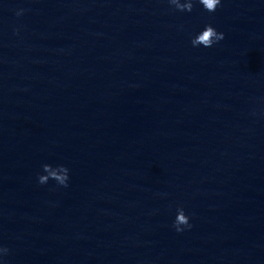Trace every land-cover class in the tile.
<instances>
[{"label":"water","instance_id":"95a60500","mask_svg":"<svg viewBox=\"0 0 264 264\" xmlns=\"http://www.w3.org/2000/svg\"><path fill=\"white\" fill-rule=\"evenodd\" d=\"M45 163L67 187L39 184ZM0 246V264H264V131L154 0H0Z\"/></svg>","mask_w":264,"mask_h":264},{"label":"clouds","instance_id":"9594fccd","mask_svg":"<svg viewBox=\"0 0 264 264\" xmlns=\"http://www.w3.org/2000/svg\"><path fill=\"white\" fill-rule=\"evenodd\" d=\"M169 4L174 6L175 10L181 12H192L194 8V0H168ZM198 3L208 12H215L222 4V0H198ZM24 9L18 11V15L22 14ZM225 38V33L218 31L213 25L208 24L202 31L192 38L194 47L204 46L212 47L214 44ZM43 172L38 175V182L41 185L47 184L50 180H54L57 185L67 187L70 180V169L64 164L53 165L45 163L42 165ZM185 226L192 227L190 216L186 214L185 209L181 206L177 209L176 218L173 227L177 232H183ZM9 249L0 246V261L9 253Z\"/></svg>","mask_w":264,"mask_h":264}]
</instances>
